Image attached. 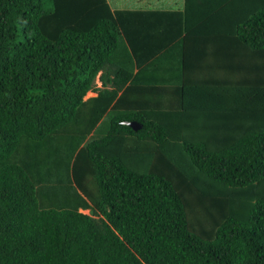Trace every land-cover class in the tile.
<instances>
[{
    "label": "trees",
    "instance_id": "trees-1",
    "mask_svg": "<svg viewBox=\"0 0 264 264\" xmlns=\"http://www.w3.org/2000/svg\"><path fill=\"white\" fill-rule=\"evenodd\" d=\"M124 1L0 0V264H264V0Z\"/></svg>",
    "mask_w": 264,
    "mask_h": 264
},
{
    "label": "crops",
    "instance_id": "crops-1",
    "mask_svg": "<svg viewBox=\"0 0 264 264\" xmlns=\"http://www.w3.org/2000/svg\"><path fill=\"white\" fill-rule=\"evenodd\" d=\"M172 6V5H171ZM170 9V8H166ZM208 63V64H207ZM210 62H206V66L209 65ZM177 62H175V59H170L169 57L166 60H163V62L159 63L157 66L159 67V71H155V73L152 75L151 79L156 78L159 79L160 75L159 73L166 78V80H172L175 81L176 79H179V71L177 70ZM191 68V65L189 66ZM160 68L162 72H160ZM167 68V69H166ZM169 69H172L171 71H167ZM165 71V72H164ZM185 80L186 83L187 81L193 82V81H201L204 80L206 83H209L211 80H213V77L209 74L208 70H199L197 68H191V70L185 74ZM182 83L177 82L175 85H172L173 87H168V89L161 87L157 93H155L154 96H158L159 98L161 97L165 102H166V107L167 110H170L172 106H178L179 105V99L178 96H180V89L183 88ZM95 86L96 88L101 87V82L99 78L97 77L95 81ZM159 87H157L158 89ZM96 96V93L94 92H88L87 95L85 96L84 100L93 98ZM165 96V97H164ZM187 96H193L190 97V103L193 108H197L195 110V113H193V116L195 117V120L192 122L194 129L196 132H209L211 129H209V123L204 119V116L207 115L206 113L202 112L199 107H198V99L202 100L199 97L198 92H193L191 94H188ZM184 125L185 123L182 122ZM190 123V125L192 124ZM214 126L213 130L217 132H221L219 125H212Z\"/></svg>",
    "mask_w": 264,
    "mask_h": 264
},
{
    "label": "rangeland",
    "instance_id": "rangeland-1",
    "mask_svg": "<svg viewBox=\"0 0 264 264\" xmlns=\"http://www.w3.org/2000/svg\"><path fill=\"white\" fill-rule=\"evenodd\" d=\"M115 1L117 2V4L119 6H122L123 7V6H126L127 5V3L124 0H115ZM181 1L182 0H159L158 5H160V7H162V8H168L169 6L172 5V8L173 9H176V8H178V4H181ZM140 2L143 3L144 0H140ZM174 124L180 125V124H178V122L176 120L174 121ZM166 152L167 153H173L170 150H167ZM86 213L87 212H85V214ZM191 221L193 222L192 219H191Z\"/></svg>",
    "mask_w": 264,
    "mask_h": 264
},
{
    "label": "water",
    "instance_id": "water-1",
    "mask_svg": "<svg viewBox=\"0 0 264 264\" xmlns=\"http://www.w3.org/2000/svg\"><path fill=\"white\" fill-rule=\"evenodd\" d=\"M127 125L135 130L139 128V126L136 123H127Z\"/></svg>",
    "mask_w": 264,
    "mask_h": 264
}]
</instances>
